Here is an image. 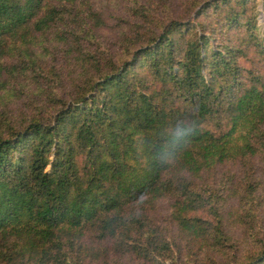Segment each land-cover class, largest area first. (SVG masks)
Segmentation results:
<instances>
[{
    "label": "trees",
    "instance_id": "trees-1",
    "mask_svg": "<svg viewBox=\"0 0 264 264\" xmlns=\"http://www.w3.org/2000/svg\"><path fill=\"white\" fill-rule=\"evenodd\" d=\"M249 1L201 6L225 11L214 23L159 18L156 34L114 56L89 42L104 20L86 0H0V59L18 54L17 65L43 75L37 46L53 33L77 69L53 110L37 108L26 122L3 115L0 264H79L90 229L154 264L168 255L183 264L178 231L194 250L185 263L264 264V238L253 231L264 218L263 185L250 167L264 159V80L241 78L242 48L216 36L219 25L242 22ZM227 160L248 167L234 186L235 210L224 207V186L197 180ZM165 197L177 222L172 239L149 214Z\"/></svg>",
    "mask_w": 264,
    "mask_h": 264
},
{
    "label": "rangeland",
    "instance_id": "rangeland-1",
    "mask_svg": "<svg viewBox=\"0 0 264 264\" xmlns=\"http://www.w3.org/2000/svg\"><path fill=\"white\" fill-rule=\"evenodd\" d=\"M86 1L93 10L101 12L104 20L101 25L95 27L96 36H90L89 42L94 40L92 47L106 48L107 52L114 56L124 54L127 51L126 48L138 47L156 34L159 18L164 21H169L172 18H181L185 21L191 19L194 23L211 20L214 23L218 19L222 20L219 17L225 13L223 11L219 17L214 16L211 8L198 13L201 6L211 3L212 0ZM245 9L241 14L242 22L240 21V24L231 27L219 25V28L216 29L217 40L229 38L242 48V52L238 56L239 64L243 67L241 78L251 81L254 75L264 80V0L256 2L250 0ZM136 20L137 24H135ZM197 29H200L198 23L194 30ZM54 37L53 33L42 34L40 36L42 45L37 46L39 50L45 51L46 69L43 75H31L20 67L22 62L17 65L20 58L18 54L16 56L10 54L0 59V129L4 126L2 121L6 115L15 121L26 122V117L37 108L53 110L58 105L53 99L54 96L57 93L65 95L73 87L71 74L77 72L76 66L73 67L76 64L73 57L74 51L70 50L68 45L58 42ZM132 40L133 43H131ZM47 48L50 50H46ZM16 65L19 69L16 68ZM56 71L60 73L55 74ZM59 74H61V78L58 77ZM168 102L185 109L190 108L180 98L175 100L169 98ZM190 111L192 110L189 109ZM204 124L215 126L214 120ZM250 167H253L251 169L256 170L257 176L261 178L259 180L263 186L260 187V192L263 200L260 204L257 203L256 207L261 210L262 216H264V159L257 157L255 163H252ZM50 168L51 165L48 166V169ZM245 168H248L247 165H243L239 160H227L218 164L212 173L205 172L197 180L208 182L210 186H214V183L224 186L222 187V191L226 193L224 207L235 210L238 206V197L234 192V186L238 185L239 179L244 176ZM171 212L172 199L169 197L158 200L156 205L149 209V214L155 218L160 227L165 228V232L172 239L174 231H178V229H176L177 222ZM260 220L262 221L261 225L259 223L253 230L257 232L255 239L264 238V218H260ZM177 238H182L184 255L174 252L177 256L175 261L182 259L184 260L183 264H192V262L185 263V260L191 259L194 251L189 245V240L179 231ZM252 238L249 237L246 244ZM87 249H89L88 255L86 254ZM79 250L83 256L79 264H154L131 251L118 249L112 238H99L94 229L88 230L82 248ZM199 251L201 249L196 252ZM225 254L231 255L230 251H226L222 256ZM172 257V255L167 256L166 264H174Z\"/></svg>",
    "mask_w": 264,
    "mask_h": 264
},
{
    "label": "clouds",
    "instance_id": "clouds-1",
    "mask_svg": "<svg viewBox=\"0 0 264 264\" xmlns=\"http://www.w3.org/2000/svg\"><path fill=\"white\" fill-rule=\"evenodd\" d=\"M182 119V118H181Z\"/></svg>",
    "mask_w": 264,
    "mask_h": 264
}]
</instances>
